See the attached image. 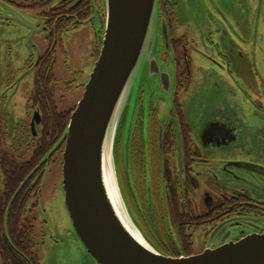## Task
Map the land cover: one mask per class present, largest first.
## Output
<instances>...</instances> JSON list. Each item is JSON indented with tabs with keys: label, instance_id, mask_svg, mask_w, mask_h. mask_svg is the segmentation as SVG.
<instances>
[{
	"label": "flooded vegetation",
	"instance_id": "af4514ba",
	"mask_svg": "<svg viewBox=\"0 0 264 264\" xmlns=\"http://www.w3.org/2000/svg\"><path fill=\"white\" fill-rule=\"evenodd\" d=\"M158 3L160 68L129 99L127 145L119 134L115 154L145 239L167 257H190L264 233V0ZM106 18L105 0H0V264H100L66 204L73 230L64 239L39 238L33 210L48 172L63 178L62 140L79 100L65 110L57 99L56 48L97 20L98 58ZM11 201L21 212L12 235Z\"/></svg>",
	"mask_w": 264,
	"mask_h": 264
},
{
	"label": "water",
	"instance_id": "95a60500",
	"mask_svg": "<svg viewBox=\"0 0 264 264\" xmlns=\"http://www.w3.org/2000/svg\"><path fill=\"white\" fill-rule=\"evenodd\" d=\"M105 5L102 49L62 140L64 199L81 241L100 264H264V233L179 258L163 255L145 239L124 195L115 152L133 87L139 89L143 77L160 68V4L105 0ZM165 78L170 87V77Z\"/></svg>",
	"mask_w": 264,
	"mask_h": 264
},
{
	"label": "rangeland",
	"instance_id": "374dc122",
	"mask_svg": "<svg viewBox=\"0 0 264 264\" xmlns=\"http://www.w3.org/2000/svg\"><path fill=\"white\" fill-rule=\"evenodd\" d=\"M100 32V27L95 20L93 23H87L78 29H73L63 36V42L58 44L56 50V78L60 82L57 87V99L61 106L66 110L74 106L76 101L82 99L84 95V85L89 82V78L94 71L97 58L96 42L97 35ZM34 81V74H30L23 86L26 90H30ZM130 99L132 100L139 93L137 84L133 87ZM24 100L21 103L22 110L24 109ZM131 113L126 117V123L123 131L120 130V136L123 148L127 145L129 136V127L131 121ZM118 165V162H117ZM120 171V165H118ZM120 176V175H119ZM121 180V176H120ZM62 171L51 169L44 178L41 195L39 198L38 208L33 210V218H36L35 223L36 233L39 238L47 235L48 237H62L63 239L73 230L72 222L65 210L64 190L62 189ZM122 186V184H121ZM34 201V200H33ZM128 202V201H127ZM129 206V205H128ZM131 209V208H130ZM45 242V243H44ZM43 242L44 246H51L52 242ZM70 244L75 241L68 240ZM1 262V261H0Z\"/></svg>",
	"mask_w": 264,
	"mask_h": 264
},
{
	"label": "trees",
	"instance_id": "16d2710c",
	"mask_svg": "<svg viewBox=\"0 0 264 264\" xmlns=\"http://www.w3.org/2000/svg\"><path fill=\"white\" fill-rule=\"evenodd\" d=\"M101 45V44H100ZM99 48V50L97 51V54L96 55H99V53H100V50H101V48H100V46L98 47ZM16 199V198H15ZM14 199V200H15ZM19 210H20V207H19V204L18 203H16V202H12L11 204H10V206H8V208H7V210H6V215H5V221L7 220V221H9V223H10V228H9V233L12 235V234H15V232L17 231L16 229H17V227H16V224H18V222L20 221V218H21V212H19ZM12 224H14V226H13V231H12V229H11V226H12ZM18 231H20V228L18 229ZM33 231V229H32V227H30L29 226V228H28V233H29V236H28V241L31 243V240H32V238L35 236V234L32 232ZM22 239V237H19V240H21ZM12 242H13V244L17 247L18 246V244L16 243V240H15V238L14 237H12ZM29 243V244H30ZM21 246H23V245H21ZM29 247L30 248H32L33 247V245H29ZM31 254V256H33L34 254H33V251L32 252H30ZM9 259H12L13 260V263L12 264H17L16 262H14V257H10ZM9 259L8 260H6V264H11L10 262H9Z\"/></svg>",
	"mask_w": 264,
	"mask_h": 264
},
{
	"label": "bare ground",
	"instance_id": "6f19581e",
	"mask_svg": "<svg viewBox=\"0 0 264 264\" xmlns=\"http://www.w3.org/2000/svg\"><path fill=\"white\" fill-rule=\"evenodd\" d=\"M109 171V170H108ZM107 176H108V173H107ZM107 181V179H106ZM108 184H109V187H110V193H111V197H113V200H114V203L116 205V207L118 206V201H117V197L114 196V191H113V187L111 186V180H110V177L108 176Z\"/></svg>",
	"mask_w": 264,
	"mask_h": 264
}]
</instances>
